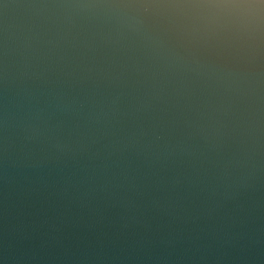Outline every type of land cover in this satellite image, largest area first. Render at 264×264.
<instances>
[{"label":"water","instance_id":"95a60500","mask_svg":"<svg viewBox=\"0 0 264 264\" xmlns=\"http://www.w3.org/2000/svg\"><path fill=\"white\" fill-rule=\"evenodd\" d=\"M0 264H264V0H0Z\"/></svg>","mask_w":264,"mask_h":264}]
</instances>
